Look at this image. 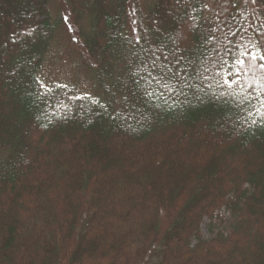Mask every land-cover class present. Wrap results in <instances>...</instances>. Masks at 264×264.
Masks as SVG:
<instances>
[{
  "label": "trees",
  "instance_id": "trees-1",
  "mask_svg": "<svg viewBox=\"0 0 264 264\" xmlns=\"http://www.w3.org/2000/svg\"><path fill=\"white\" fill-rule=\"evenodd\" d=\"M64 23L94 96L39 79ZM262 25L264 0H0V264H264V78L217 83Z\"/></svg>",
  "mask_w": 264,
  "mask_h": 264
},
{
  "label": "rangeland",
  "instance_id": "rangeland-1",
  "mask_svg": "<svg viewBox=\"0 0 264 264\" xmlns=\"http://www.w3.org/2000/svg\"><path fill=\"white\" fill-rule=\"evenodd\" d=\"M140 1L143 11L150 3L154 2V0ZM53 14H56L54 8ZM70 29L66 23L57 28L42 62L39 79L46 86L63 84L70 86L79 94L94 96L98 91L95 88L92 73L85 67L88 62L80 53H77L75 43L72 40L74 36L70 35ZM219 215L222 217V221L220 219H215L212 222L207 219L203 220L200 225V234L204 239L211 238L218 231H226L229 215L223 210L220 211Z\"/></svg>",
  "mask_w": 264,
  "mask_h": 264
},
{
  "label": "snow or ice",
  "instance_id": "snow-or-ice-1",
  "mask_svg": "<svg viewBox=\"0 0 264 264\" xmlns=\"http://www.w3.org/2000/svg\"><path fill=\"white\" fill-rule=\"evenodd\" d=\"M245 2H248V0H245ZM251 2L255 4L258 0H251ZM262 29H264V25H262ZM232 35H235V33H232ZM251 47H255L257 52H261L262 54L258 56L256 53L245 50L239 56H235L230 64L226 60L223 61L221 68L217 71V75L223 73L222 83L217 81L219 86L223 87L226 85L228 89H232L233 84L241 83L242 76L252 77V83H255L257 79L264 78V35L261 36V39L256 40ZM153 79L156 78L153 77ZM157 83L160 84V80H157ZM148 84L151 85V80L148 81ZM160 86L167 89L169 84L164 82ZM260 88L261 91L257 95L244 96V102L249 108L253 106V101L259 104L261 108H264V84H261ZM148 95H152V93H148ZM256 111L260 112V108H257ZM251 123L256 124L257 121L252 119ZM261 123L264 126V120Z\"/></svg>",
  "mask_w": 264,
  "mask_h": 264
}]
</instances>
